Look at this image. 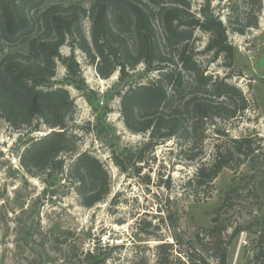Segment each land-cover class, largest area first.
<instances>
[{"label":"rangeland","instance_id":"374dc122","mask_svg":"<svg viewBox=\"0 0 264 264\" xmlns=\"http://www.w3.org/2000/svg\"><path fill=\"white\" fill-rule=\"evenodd\" d=\"M93 2L74 0L85 9ZM69 3L47 0V4ZM190 4L193 13L204 9L228 27L232 67H224L223 57L208 63L211 54L198 59L209 73L228 77L227 82L243 92L249 105L243 117L216 120L196 144L191 138L167 141L146 154L147 163L134 165L147 136L124 126L118 93L148 83L154 73L139 65L123 81L118 70L103 80L81 51L63 46L61 56L73 54L78 71L69 75L57 61L51 83L65 88L74 102L73 131L78 137L74 157L87 152L97 158L108 172L110 193L85 208L65 173L51 177L26 173L19 162L26 132L13 130L0 118V264H80L93 249L105 264H153L155 247L173 244L174 233L182 242L175 250H183L184 243L199 234L212 252L209 230L215 223L225 240L241 229L229 247L228 264H264L254 263L252 251L264 224V0L261 5L255 0H190ZM254 17L255 28H246L243 34L231 30L245 28L242 24ZM235 20L241 25H228ZM90 25L89 19L84 20L88 41ZM194 37L195 49L202 51L207 34L197 30ZM217 130L224 135L218 136ZM49 132L44 127L30 137ZM248 136L255 145L260 143L253 155L244 159L233 154L229 167L208 186L196 188L190 182L196 169L212 163L217 146L222 153H233L232 139ZM114 156L131 160L127 172L115 166ZM63 157L68 162L69 156Z\"/></svg>","mask_w":264,"mask_h":264},{"label":"trees","instance_id":"16d2710c","mask_svg":"<svg viewBox=\"0 0 264 264\" xmlns=\"http://www.w3.org/2000/svg\"><path fill=\"white\" fill-rule=\"evenodd\" d=\"M255 1L261 5V0ZM86 19L91 23L90 41L83 31ZM228 25L241 23L235 20ZM242 25L247 26L231 30L243 34L246 28L257 26V18ZM197 30L208 36L202 51L195 49ZM227 31L220 18L204 9L193 13L190 0H94L89 9L74 0L67 5L0 0V118L13 130L26 132L19 156L22 169L32 176L65 173L85 208L94 207L110 193L103 164L87 152L74 157L78 139L73 131L74 102L65 88L51 83L57 61L69 75L78 71L73 54L61 56L63 46L81 51L103 80L118 70L123 81L139 65L154 73L148 83L118 93L124 126L133 134L147 136L134 165L147 163L146 154L167 141L191 138L196 144L204 140L205 129L216 120L242 118L249 108L243 92L227 82L228 77L209 73L198 59L211 54L208 63H215L223 57L224 67L231 68L233 49ZM44 127L50 132L30 137ZM255 142L250 136L232 139L233 153H222L217 146L212 163L196 169L190 182L196 188L208 186L229 167L233 154L245 159L259 150L260 143ZM63 156H69L68 162ZM124 160L113 157L123 173L131 162ZM222 230L216 223L209 230L212 252L199 234L185 242L183 250H175L182 242L174 233L173 244L155 247L153 264H228L229 247L241 229H235L226 240ZM95 250L87 252L80 264H105ZM252 251L254 263L264 262V224Z\"/></svg>","mask_w":264,"mask_h":264}]
</instances>
